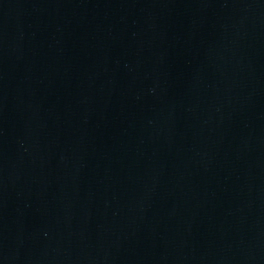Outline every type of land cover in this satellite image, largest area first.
<instances>
[{
    "label": "water",
    "instance_id": "water-1",
    "mask_svg": "<svg viewBox=\"0 0 264 264\" xmlns=\"http://www.w3.org/2000/svg\"><path fill=\"white\" fill-rule=\"evenodd\" d=\"M0 264H264V0H0Z\"/></svg>",
    "mask_w": 264,
    "mask_h": 264
}]
</instances>
